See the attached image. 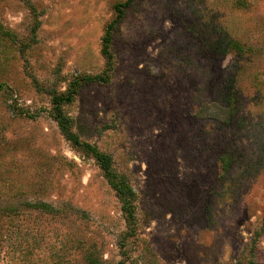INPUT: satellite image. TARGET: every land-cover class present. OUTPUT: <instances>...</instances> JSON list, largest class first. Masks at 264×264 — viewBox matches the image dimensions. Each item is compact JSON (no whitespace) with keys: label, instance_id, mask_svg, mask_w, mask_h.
<instances>
[{"label":"rangeland","instance_id":"rangeland-1","mask_svg":"<svg viewBox=\"0 0 264 264\" xmlns=\"http://www.w3.org/2000/svg\"><path fill=\"white\" fill-rule=\"evenodd\" d=\"M31 1L35 33L23 0H0V264H249L256 230L264 264V0H133L111 80L67 106L137 193L124 259L116 193L62 134L45 88L104 69L102 39L125 0Z\"/></svg>","mask_w":264,"mask_h":264},{"label":"trees","instance_id":"trees-1","mask_svg":"<svg viewBox=\"0 0 264 264\" xmlns=\"http://www.w3.org/2000/svg\"><path fill=\"white\" fill-rule=\"evenodd\" d=\"M30 13L35 18V24L33 27V32L38 28V11L31 0H23ZM133 0H125L123 2H119L115 5V16L108 23L107 29L102 39V54L105 57V67L99 73L94 74H86V75H78L71 80L66 89L60 90L55 86L47 87V92L51 96V107L50 114L56 120L62 134L69 140L73 146L80 149L84 154L93 157L98 163L99 167L103 171V174L111 186V188L115 191L116 196L121 205V211L123 214V218L125 220V229L121 232L118 242V247L120 250V254L122 258L128 257V243L132 237H134L137 233V193L131 184V181L128 175L119 170L114 163V158L112 154L100 149L96 144L90 143L88 141L82 140L78 133L73 128V119L69 112L67 111V106L71 104L76 95L83 87L84 84L91 82H99V83H107L112 78V73L115 67V55L113 52V39L114 33L117 28L118 22L123 17L125 9L131 4ZM233 49L237 53H244V48L242 43L239 40H233L231 42ZM2 86V84H0ZM232 92H226V110L225 115L227 117L231 116L233 112L234 106V97H232ZM229 98V99H228ZM228 99V101H227ZM217 117V116H213ZM219 163L221 165V173L226 174L231 167V158L228 154H223L219 157ZM28 203V206H31L41 209L43 212L54 213L56 211V207L48 202H33ZM13 207H17V205L6 204L5 206H1L2 209H10ZM13 211H15L13 209ZM263 234L262 230H256L253 240L248 248V260L249 264H259L258 254H259V240L261 235ZM90 261L93 264H100L98 260H94L90 257ZM123 264V262H121Z\"/></svg>","mask_w":264,"mask_h":264}]
</instances>
